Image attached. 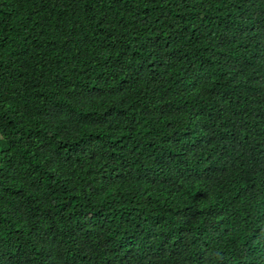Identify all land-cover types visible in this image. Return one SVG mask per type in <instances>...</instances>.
Masks as SVG:
<instances>
[{"label": "trees", "instance_id": "16d2710c", "mask_svg": "<svg viewBox=\"0 0 264 264\" xmlns=\"http://www.w3.org/2000/svg\"><path fill=\"white\" fill-rule=\"evenodd\" d=\"M0 264H264V0H0Z\"/></svg>", "mask_w": 264, "mask_h": 264}]
</instances>
